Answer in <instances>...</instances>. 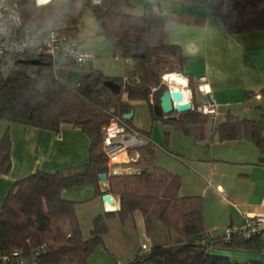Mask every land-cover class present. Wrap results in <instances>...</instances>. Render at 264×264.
<instances>
[{"label": "trees", "instance_id": "trees-1", "mask_svg": "<svg viewBox=\"0 0 264 264\" xmlns=\"http://www.w3.org/2000/svg\"><path fill=\"white\" fill-rule=\"evenodd\" d=\"M27 2L20 0L21 4ZM126 4V0H102L90 11L86 6L58 31L79 40L80 33L87 29L85 20L94 16L96 29L101 30L116 54L132 62L126 79L102 76L88 65L77 66L70 59L55 64L26 52L0 55L1 119L51 131L70 123L90 142L85 164L53 173L36 171L12 184L0 205V252L45 243L46 251L38 264H87L97 246L105 248L107 221L117 219L124 224L138 211L146 221L154 215L167 231L175 233L178 242H154L145 249L140 246L125 264H264V259L210 254L213 248L264 253V230L248 238L233 235L226 241L224 234L210 235L205 228L202 197L179 195L178 178L158 166L149 172L110 175L107 193L118 195L119 208L96 214L91 220L89 238L82 237L77 203L63 199L61 191L92 186L96 196L104 194L99 189L98 175L108 173L102 140L112 117L131 111L132 101L143 100L152 119L171 124L194 139L203 138L209 120L196 107L174 117L161 112L159 97L167 89L162 83L163 75L186 76L193 95L197 82L184 71L188 58L179 46L166 41V14L151 3L145 4L143 15L132 14L125 11ZM211 4L229 34L264 29V0H211ZM30 60L42 63L31 64ZM69 70L82 73L78 84L68 77ZM95 76L98 80L93 83ZM104 80L120 85V91L112 93L103 85ZM215 132L220 142L250 140L260 154L257 163L264 164V109H260L257 119L228 112ZM9 150L10 140L5 132L0 138L1 173L10 168Z\"/></svg>", "mask_w": 264, "mask_h": 264}, {"label": "crops", "instance_id": "crops-1", "mask_svg": "<svg viewBox=\"0 0 264 264\" xmlns=\"http://www.w3.org/2000/svg\"><path fill=\"white\" fill-rule=\"evenodd\" d=\"M126 2L125 11L132 14H140L145 4L150 3L149 0ZM151 4L166 14V41L179 46L182 54L188 58L184 71L191 74L197 82L193 95L187 88L188 78L178 74L183 82L182 85L174 84L176 89L181 90L183 98L197 110L209 97L218 104L215 114L209 117L216 121L209 139L206 140L205 132L203 134L202 140L206 145H194L198 155L195 160H191L194 166L191 170L198 173L196 175L201 187L195 181V188H186L180 193L181 181L174 173L179 180V195L202 197L205 228L210 235L218 236V230H223L224 234L227 227L241 223L247 214H264V164L257 163L260 157L257 148L250 140L243 138L220 142L215 132L216 125L228 112L241 118L257 119L260 109H264V92L261 91L264 89V29L227 33L211 0H151ZM85 21L87 29H96L91 19ZM79 40L83 43L81 38ZM126 61L131 71L133 64L130 60ZM125 97L123 94L122 99ZM142 102L146 103L143 100L131 102L133 114L128 119L129 123L123 116L119 117L124 124L144 134L148 142L120 151L108 161L107 177L98 182L99 189L104 194L108 190L110 175L149 172L157 166V147L151 144L150 130L135 109ZM175 114L170 113L168 116L174 117ZM5 132L10 140V168L6 173L0 172V205L16 180L36 171L53 173L79 167L89 159L88 137L70 123H63L59 130L51 131L0 118V138ZM107 194L113 201V209H108L102 196L95 195L92 186L72 187L61 191L63 199L77 203V217L78 208L90 204L93 211L90 212L91 220L96 214L119 208L118 195ZM207 201H212V205L208 204L206 207ZM159 225L154 215L146 221L138 211L124 224L117 219L107 221L105 250L96 249L108 256L103 264H122V259H129L142 245L150 247L153 241L178 242L174 233ZM141 237L150 244L142 242L131 249L132 244ZM123 247L131 249L123 256L127 258L119 255ZM113 250H117L118 256L116 252L113 254Z\"/></svg>", "mask_w": 264, "mask_h": 264}, {"label": "rangeland", "instance_id": "rangeland-1", "mask_svg": "<svg viewBox=\"0 0 264 264\" xmlns=\"http://www.w3.org/2000/svg\"><path fill=\"white\" fill-rule=\"evenodd\" d=\"M88 24L90 23L88 22ZM90 27H92V25H90ZM96 30L97 29H94L92 27L88 28L85 33H80V35L84 33V35L81 36L83 44H87L86 48L90 49L94 53L92 63L88 64L89 69L92 68L105 77L123 78L124 76H127L129 74V66L127 64V61L123 58H120L110 46L109 41L104 36L97 34ZM173 74L178 75V73ZM166 75L167 74L162 76V83L166 85V88L176 89V86L173 83H170L166 80ZM187 88L191 91L188 85ZM135 109L137 111V114L142 117V121L145 126L150 130L149 139L151 140V144L157 147L155 156L156 165L178 175L181 181L179 191L180 193L184 192L186 188H195V181H198L197 186L201 187L200 180L198 179L199 177L197 178L196 175L198 173H196L193 169L191 170V168H194V166L191 164V160H195L196 156L198 155V152L195 150L194 145H206L205 141L202 139H194L192 136L184 133L183 131H180L171 124H163L160 119H152L149 116L147 103L142 102L136 105ZM172 113L175 114L176 112ZM168 115L169 114H166V116ZM215 123L216 121L212 119H209L207 121L204 128V132L206 133V140L209 139ZM208 204L209 206H211L212 201H207V203H205V206L207 207ZM78 210V218L80 222L82 237L89 238V228L91 227L90 212H93L92 206L90 204H86L85 207H79ZM159 227H163L162 224H160ZM216 233L218 235H222L223 230H218ZM127 237L130 241L129 234ZM142 242L147 245L150 244L149 241H147L144 237H141L139 240H136L135 244H132L131 249L136 248V246L140 245ZM152 243H154V241ZM97 248L105 250V248H103L102 246H97L89 256L87 264H103L105 260H107V254L105 252L96 251ZM131 249H129L128 247H123L120 251V254L116 252L117 250H113V254L117 253V256L119 254L121 257H123L127 255L128 251ZM122 260V264H125L127 262V259ZM66 264L76 263L70 262Z\"/></svg>", "mask_w": 264, "mask_h": 264}, {"label": "built area", "instance_id": "built-area-1", "mask_svg": "<svg viewBox=\"0 0 264 264\" xmlns=\"http://www.w3.org/2000/svg\"><path fill=\"white\" fill-rule=\"evenodd\" d=\"M26 31V29L17 30L15 40L11 46L0 42V55L11 52H26L35 56L45 57L55 64L60 60L70 59L77 66L88 65L94 58V53L87 48L84 50L91 53L89 57H85L83 60L74 58L67 50L68 45L79 44L83 46V43L60 32L56 33L54 39L46 40L39 47L32 48L25 43H18L25 39ZM217 106L218 104L209 97L200 104L198 111L212 117L216 112ZM147 142L148 138L144 134L124 124V121L119 116L112 117L109 124L104 128L102 146L108 161L120 151L143 145ZM262 230H264V214H247L241 223L231 224L226 228L224 240H229L233 235L248 238ZM26 242L28 243V239ZM141 248L145 249L146 246L142 245ZM45 251V243L34 247L16 246L0 252V264H38L41 255Z\"/></svg>", "mask_w": 264, "mask_h": 264}, {"label": "clouds", "instance_id": "clouds-1", "mask_svg": "<svg viewBox=\"0 0 264 264\" xmlns=\"http://www.w3.org/2000/svg\"><path fill=\"white\" fill-rule=\"evenodd\" d=\"M101 3L102 0H28L27 4H21L20 0H0V42L11 46L17 30L26 29L25 39L18 43L39 47L54 39L70 17L84 11L86 6L90 11ZM90 19L95 22L94 16ZM86 47L87 44H70L67 50L74 58L83 60L91 55L84 50Z\"/></svg>", "mask_w": 264, "mask_h": 264}, {"label": "water", "instance_id": "water-1", "mask_svg": "<svg viewBox=\"0 0 264 264\" xmlns=\"http://www.w3.org/2000/svg\"><path fill=\"white\" fill-rule=\"evenodd\" d=\"M98 34L101 33L100 29H97ZM140 56V54H137ZM31 64H41L40 60H30L28 61ZM49 64V63H48ZM68 77L74 84H78L82 73L78 70H69L67 72ZM98 77L95 76L92 78L93 83H96ZM103 85H105L112 93L117 94L120 91V85L114 83L111 80H104ZM159 107L163 114H170L172 112L181 113L192 109L189 101L183 99V94L181 90L178 89H165L159 97ZM133 111L124 113L122 116L125 119H130L132 117ZM107 177L106 173H101L98 175L99 180L104 181ZM102 201H106V204H109L112 200L110 199L107 193L103 194L101 197ZM212 255L229 257V258H238V259H264V253H253L247 251H238V250H228V249H218L213 248L209 251Z\"/></svg>", "mask_w": 264, "mask_h": 264}, {"label": "bare ground", "instance_id": "bare-ground-1", "mask_svg": "<svg viewBox=\"0 0 264 264\" xmlns=\"http://www.w3.org/2000/svg\"><path fill=\"white\" fill-rule=\"evenodd\" d=\"M166 80L169 81L170 83L173 84H181L183 82V80L181 79L180 76L170 73L166 75ZM182 85V84H181ZM183 94V93H182ZM184 99V98H183ZM116 160V159H115ZM120 160V159H119ZM111 199V198H110ZM113 201L109 202V204L107 205L108 209H113L114 208V204L112 203Z\"/></svg>", "mask_w": 264, "mask_h": 264}]
</instances>
